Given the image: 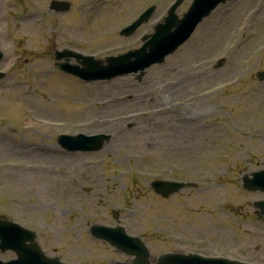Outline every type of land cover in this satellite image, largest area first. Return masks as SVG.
Instances as JSON below:
<instances>
[{
  "label": "rangeland",
  "instance_id": "obj_1",
  "mask_svg": "<svg viewBox=\"0 0 264 264\" xmlns=\"http://www.w3.org/2000/svg\"><path fill=\"white\" fill-rule=\"evenodd\" d=\"M50 1L0 0V214L35 230L47 254L70 264L124 258L90 236L93 223L124 226L153 258L191 251L264 264V223L251 205L264 193L241 187L242 175L264 169V81L254 76L264 70V0L219 5L140 77L89 83L58 70L53 51L105 59L139 48L174 0H67L66 13ZM191 2L183 0L178 16ZM151 5L149 21L119 35ZM206 88L209 97L199 96ZM131 112L135 119L111 125ZM63 133L110 140L95 152H67L56 143ZM25 143L43 148L31 154ZM155 179L195 186L165 200L149 186Z\"/></svg>",
  "mask_w": 264,
  "mask_h": 264
},
{
  "label": "water",
  "instance_id": "obj_2",
  "mask_svg": "<svg viewBox=\"0 0 264 264\" xmlns=\"http://www.w3.org/2000/svg\"><path fill=\"white\" fill-rule=\"evenodd\" d=\"M225 0H195L189 13L183 20H177L173 14V7L168 20L170 24L158 25L156 32L151 36L143 48L129 52L118 57H109L105 61L106 65L102 64V61L94 59H85L81 64L82 68L78 66H71L67 63H59L58 67L67 73H71L79 76L84 80L95 79H109L113 76L137 72L143 70L152 63H160L164 60L166 54L172 53L177 46L184 41L194 28L197 22H199L203 16L209 14V12L219 3ZM68 4L64 2L53 1L51 8L60 10L67 8ZM145 15V14H144ZM142 16L140 19L146 16ZM144 19V18H143ZM140 21V20H139ZM137 21L132 25L130 29L134 28L139 23ZM176 26L175 32L171 31V28ZM146 49L149 52L146 53ZM66 52L58 53L57 59L64 56ZM134 56L136 59L131 60ZM1 58V54H0ZM78 59V56L76 57ZM2 74H0V77ZM109 137L106 135L96 136H67L61 135L58 138V143L65 149L93 151L102 147L103 141ZM252 176H257L255 181L260 185L252 188V181L247 177L244 178V187L249 190H263L264 191V171ZM189 183H176V182H164L154 181L151 183L152 188L163 196L189 186ZM256 205L261 209V213L264 215V201L257 202ZM90 233L98 239L104 240L111 246L115 247L118 251L123 252L129 256H134L131 264H150L148 261L149 254L144 244L137 237L127 236L122 227L110 228L102 225H92L90 227ZM29 243H26V242ZM0 248L2 251L6 249L13 250L17 259L11 262L0 264H64L58 258L45 256L38 242L36 241V235L34 231H30L13 222L0 218ZM123 264V263H114ZM158 264H231L226 261H216L202 259L197 256H184L180 254H165L158 258Z\"/></svg>",
  "mask_w": 264,
  "mask_h": 264
},
{
  "label": "bare ground",
  "instance_id": "obj_3",
  "mask_svg": "<svg viewBox=\"0 0 264 264\" xmlns=\"http://www.w3.org/2000/svg\"><path fill=\"white\" fill-rule=\"evenodd\" d=\"M73 35H75V36H78V33H75V34H73ZM224 60H225V58H224ZM206 90H208L207 88L204 90V91H206ZM203 90H202V92H204ZM85 96V95H84ZM201 97H204V98H208L209 97V92L207 91V92H204V94L201 96ZM20 98H23L26 102H29L30 101V95L28 94V93H21L20 94ZM124 99V97H118V102L119 101H121V100H123ZM129 99V98H128ZM128 99H125L124 101H126V100H128ZM200 98H198V100H199ZM137 115V113H134V112H131V114L130 115H128V116H126V115H124L123 116V118H130V117H135ZM126 116V117H125ZM36 117V116H35ZM37 118V117H36ZM133 119H135V118H130V119H128V120H126V121H122V120H118V121H115V122H111V125H117L118 124V122L119 123H123V122H128V121H130V120H133ZM25 145H26V147H30V151H29V153H31V154H33V153H39V152H37V151H41V149L43 148L42 146H40V145H36V146H29L28 144H26L25 143Z\"/></svg>",
  "mask_w": 264,
  "mask_h": 264
}]
</instances>
